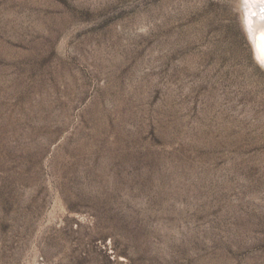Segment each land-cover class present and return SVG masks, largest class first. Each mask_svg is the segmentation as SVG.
Listing matches in <instances>:
<instances>
[{
	"label": "rangeland",
	"instance_id": "obj_1",
	"mask_svg": "<svg viewBox=\"0 0 264 264\" xmlns=\"http://www.w3.org/2000/svg\"><path fill=\"white\" fill-rule=\"evenodd\" d=\"M245 2L0 0V264H264Z\"/></svg>",
	"mask_w": 264,
	"mask_h": 264
},
{
	"label": "bare ground",
	"instance_id": "obj_2",
	"mask_svg": "<svg viewBox=\"0 0 264 264\" xmlns=\"http://www.w3.org/2000/svg\"><path fill=\"white\" fill-rule=\"evenodd\" d=\"M245 4L254 52L258 62L264 67V3L261 0H246Z\"/></svg>",
	"mask_w": 264,
	"mask_h": 264
},
{
	"label": "snow or ice",
	"instance_id": "obj_3",
	"mask_svg": "<svg viewBox=\"0 0 264 264\" xmlns=\"http://www.w3.org/2000/svg\"><path fill=\"white\" fill-rule=\"evenodd\" d=\"M261 3H264V0H261Z\"/></svg>",
	"mask_w": 264,
	"mask_h": 264
}]
</instances>
